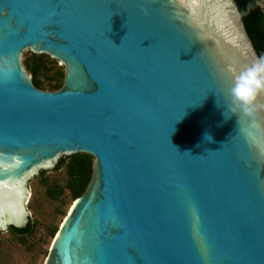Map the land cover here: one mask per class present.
<instances>
[{"label": "water", "instance_id": "1", "mask_svg": "<svg viewBox=\"0 0 264 264\" xmlns=\"http://www.w3.org/2000/svg\"><path fill=\"white\" fill-rule=\"evenodd\" d=\"M258 59L234 0H0V235L68 158L89 181L43 264H264V109L229 96Z\"/></svg>", "mask_w": 264, "mask_h": 264}, {"label": "rangeland", "instance_id": "2", "mask_svg": "<svg viewBox=\"0 0 264 264\" xmlns=\"http://www.w3.org/2000/svg\"><path fill=\"white\" fill-rule=\"evenodd\" d=\"M31 58L22 54V66L27 71ZM38 80L41 90L55 91L59 72L44 61ZM29 73V71H27ZM58 168L40 171L28 182L29 199L26 204L32 233L28 236L0 235V264H43L61 220L72 204L73 197L65 189L68 180V158H61ZM58 164V163H57ZM57 166V165H56ZM64 189L59 198L51 199L47 190L52 186Z\"/></svg>", "mask_w": 264, "mask_h": 264}, {"label": "trees", "instance_id": "3", "mask_svg": "<svg viewBox=\"0 0 264 264\" xmlns=\"http://www.w3.org/2000/svg\"><path fill=\"white\" fill-rule=\"evenodd\" d=\"M240 13L245 30L252 42L254 49L259 58L264 57V15L260 8L256 5L255 0H234ZM29 73L32 75V82L36 88H41V83L38 80L39 71L44 68V61L30 59L27 63ZM55 90L60 87V73L58 80L54 82ZM62 164V160L58 161V168ZM68 180L65 189L71 194L73 200L80 196L89 181V161L68 159L66 165ZM62 188L54 185L47 190V195L51 199L59 198L63 193ZM23 236L31 235L32 229L28 222L26 227L22 229ZM22 236V237H23Z\"/></svg>", "mask_w": 264, "mask_h": 264}, {"label": "clouds", "instance_id": "4", "mask_svg": "<svg viewBox=\"0 0 264 264\" xmlns=\"http://www.w3.org/2000/svg\"><path fill=\"white\" fill-rule=\"evenodd\" d=\"M262 93H264V57L259 58L255 64L235 78L229 93L231 103L235 106L232 113L236 114V109L239 108L244 115L255 117L261 109H264V105L258 106L256 103L258 96ZM225 118L228 119L230 116H225ZM205 138L214 142L210 135H206Z\"/></svg>", "mask_w": 264, "mask_h": 264}, {"label": "flooded vegetation", "instance_id": "5", "mask_svg": "<svg viewBox=\"0 0 264 264\" xmlns=\"http://www.w3.org/2000/svg\"><path fill=\"white\" fill-rule=\"evenodd\" d=\"M255 2H256V5L260 8L262 15H264V0H255Z\"/></svg>", "mask_w": 264, "mask_h": 264}, {"label": "bare ground", "instance_id": "6", "mask_svg": "<svg viewBox=\"0 0 264 264\" xmlns=\"http://www.w3.org/2000/svg\"><path fill=\"white\" fill-rule=\"evenodd\" d=\"M28 199H29V193H28V197H27V202H28ZM27 202H26V203H27Z\"/></svg>", "mask_w": 264, "mask_h": 264}]
</instances>
